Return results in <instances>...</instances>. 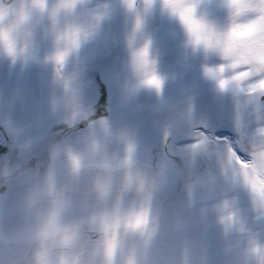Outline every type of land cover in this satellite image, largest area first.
Segmentation results:
<instances>
[{
	"label": "clouds",
	"instance_id": "clouds-1",
	"mask_svg": "<svg viewBox=\"0 0 264 264\" xmlns=\"http://www.w3.org/2000/svg\"><path fill=\"white\" fill-rule=\"evenodd\" d=\"M116 2L131 14L122 98L130 102L148 90L162 99L167 78L145 31L146 15L159 3L181 26L186 50L219 59L205 66V76L217 92L232 93L248 158L237 146L199 133L189 154L206 153L213 167L190 174L183 200L169 205L159 198L166 167L149 161L136 129L91 121L77 136L51 144L42 172L16 175L19 190L0 204V264H264V0ZM211 6L225 11L222 25L209 17ZM186 9L195 30L182 18ZM112 12L113 0H0V60L50 67L49 109L70 126L86 120L79 53ZM41 40L50 44L43 55ZM152 77L159 88L147 82ZM165 107L166 135L178 127L195 130L190 99ZM249 109L255 127L245 132L241 114ZM13 175L0 164V179Z\"/></svg>",
	"mask_w": 264,
	"mask_h": 264
},
{
	"label": "rangeland",
	"instance_id": "rangeland-1",
	"mask_svg": "<svg viewBox=\"0 0 264 264\" xmlns=\"http://www.w3.org/2000/svg\"><path fill=\"white\" fill-rule=\"evenodd\" d=\"M117 11L118 5L116 0H113L112 14ZM101 34L100 30L97 37L81 49L79 56H91L93 50L96 53ZM48 47L49 42L41 40L40 54L43 55ZM111 58H113L111 65L119 64L120 57L117 52H114ZM81 68L82 96L85 105L90 109V114L88 119L70 126L60 115L49 109L50 67L30 63L22 68L19 64L10 66L8 61L0 60V139L6 131L14 140L16 147L53 132L52 139L46 146V153H49L51 144L77 136L91 121L109 119L117 125L131 126L136 129L141 147L149 161L154 165L164 164L166 167L168 181L159 193V198L169 205L182 201L185 196V182H178V173L184 164L185 156L189 154L190 146L196 142V135L203 132L195 129L169 138L164 131L165 125L170 122L169 116L166 113L157 118L149 116L154 109L159 113L167 111L165 105L170 106L168 103L153 105V109L143 102L142 96L140 101L126 102L121 95L119 73L110 69L94 71L87 63L81 65ZM218 140L220 141V138ZM243 151L244 153L239 152V155L247 159V153ZM11 153L0 154V164L6 163L14 172L20 165ZM40 167L39 171L42 172L46 163H42ZM211 168L202 166L197 175L204 174ZM18 190L16 185L0 191V204L10 202ZM236 195L242 206L246 207V194L239 191Z\"/></svg>",
	"mask_w": 264,
	"mask_h": 264
},
{
	"label": "flooded vegetation",
	"instance_id": "flooded-vegetation-1",
	"mask_svg": "<svg viewBox=\"0 0 264 264\" xmlns=\"http://www.w3.org/2000/svg\"><path fill=\"white\" fill-rule=\"evenodd\" d=\"M117 3V2H116ZM118 5V11L114 12L112 15L117 13H125L123 7ZM209 17L215 20L218 24H223L226 19V13L224 10L211 6L206 10ZM150 19L146 22L145 31L152 37L153 49L158 54V72L165 76L167 79L164 84L162 99L158 98L153 91L141 90L139 94L135 97L134 101H140L141 96L143 97V102L147 103L151 108L153 105H161L163 103H168L170 106L178 104L183 100L190 99L192 97L198 96L207 91H215V85L213 81L209 80L205 76V66H213L218 64L220 61L214 55H210L207 59L201 53L192 54L190 51L186 50L183 46L184 34L179 23L170 19L166 14H163L160 9L159 3L149 13ZM102 34L98 40L97 52L91 53V56L81 57L79 56L80 66L89 64L94 71H102L110 69L116 71L120 74L121 83L128 75L126 69V62L128 59V51L125 45L124 38L113 42L110 44L111 36L109 30L103 24L101 28ZM117 52L119 54L120 60L118 65H111L110 62L113 58V53ZM91 60L88 62V60ZM103 65H106L103 67ZM121 87V86H120ZM92 96V94H90ZM262 109H264V98H262ZM154 109V108H153ZM251 112V110H247ZM167 114L170 120L169 111L164 113H159L156 109L149 114L150 117H159L163 114ZM255 127L254 119L249 118L247 121L243 122V130L245 132H250ZM201 130L205 134H210L214 140L220 138V142H228L234 146H237L238 152L244 153V144L242 142V134L238 132L236 124L225 128H195ZM192 129L185 130L179 135L190 131ZM0 141L8 139L11 141V147L8 151L0 154L12 153L15 157L16 162L20 165L17 170L13 173L23 170L35 168L37 171L40 170V165L42 163L48 162L49 153H46V146L51 141L53 132L51 133V139L45 146L36 154L30 156H23L22 158L17 155V150L26 147L32 142V140L23 144L21 146L14 145V140L8 135L6 131ZM214 135V136H213ZM168 136V134H167ZM178 136V135H177ZM240 144H239V143ZM242 150V151H241ZM246 152V151H245ZM193 156L198 161L197 175L202 166L213 167V161L209 158L206 153L200 152L194 155H186L183 166L187 162V157ZM182 166V167H183ZM186 180V179H185ZM178 181V182H185ZM17 185V184H16ZM16 185H12L9 188H3L0 185V191L8 190Z\"/></svg>",
	"mask_w": 264,
	"mask_h": 264
},
{
	"label": "water",
	"instance_id": "water-1",
	"mask_svg": "<svg viewBox=\"0 0 264 264\" xmlns=\"http://www.w3.org/2000/svg\"><path fill=\"white\" fill-rule=\"evenodd\" d=\"M146 22L150 19L149 13L145 17ZM109 30L111 40L110 44L124 38L126 31L131 27L130 13H117L104 23ZM187 100H183L173 106L183 107ZM194 110V117L197 121L195 127L203 128H225L236 124V103L231 92L219 93L215 91H207L198 96L190 98ZM252 112L247 110L241 114L242 122L252 118ZM188 130V128L178 127L168 134L170 138L177 134ZM51 139V134H47L40 139L32 142L24 148L17 150V155L21 158L23 156H30L38 153L46 143ZM11 147V141L8 139L0 141V153H4ZM155 166V165H154ZM198 161L193 156L187 157L186 164L181 168L178 174V180H185L190 174L197 172ZM25 171H37L35 168L23 169L14 173L9 179L0 180V185L8 188L16 183V175Z\"/></svg>",
	"mask_w": 264,
	"mask_h": 264
},
{
	"label": "snow or ice",
	"instance_id": "snow-or-ice-1",
	"mask_svg": "<svg viewBox=\"0 0 264 264\" xmlns=\"http://www.w3.org/2000/svg\"><path fill=\"white\" fill-rule=\"evenodd\" d=\"M182 18L185 19L186 23L189 24V27L193 30H195L197 27H198V24L196 21L192 20L191 18V14H190V10H184V12L182 13ZM227 51V49H226ZM221 71H223V69H221ZM149 84H153L155 85L157 88H159L160 86V81L155 78V77H152L149 81H147ZM225 81L224 80H221L220 81V86L223 88L225 86ZM260 87L261 89H264V81L261 82L260 84Z\"/></svg>",
	"mask_w": 264,
	"mask_h": 264
}]
</instances>
